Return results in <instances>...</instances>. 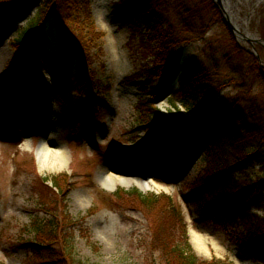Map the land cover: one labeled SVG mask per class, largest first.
Instances as JSON below:
<instances>
[{
  "label": "trees",
  "instance_id": "obj_1",
  "mask_svg": "<svg viewBox=\"0 0 264 264\" xmlns=\"http://www.w3.org/2000/svg\"><path fill=\"white\" fill-rule=\"evenodd\" d=\"M35 7L37 13L11 38L15 61L19 65L40 63L49 69L62 111L83 132L90 131L106 111L95 100L98 98L104 105L110 88L108 83L104 94L93 92L105 65L101 59L103 34L92 19L90 2L0 0V38L14 31ZM116 10L129 24L127 46L137 62V70L126 79L142 80L135 123L145 140L127 166L158 168L165 177L181 176L202 155L205 164L190 182L192 202L198 204L212 225L223 230L227 242L239 254L264 264V204L260 202L264 174L251 175L247 170L264 146V100L257 103L221 99L223 90L232 83L242 86L247 79H258L264 86L258 59L239 46L212 0H120ZM139 15L142 24L138 22ZM52 21L58 34L55 49L50 47L46 34ZM215 24L227 28L226 46L243 56L246 63L243 73L237 76L218 65H206L195 55L184 54L191 42L203 37ZM40 85L37 81V96L43 94ZM20 93L18 79L11 83L0 80L4 113L18 104ZM161 93L169 95L177 116L167 117L156 104ZM183 110L195 118L188 119ZM153 133L157 135L148 138ZM139 161L141 164H137ZM68 178L61 182L56 176L51 180L55 210L46 211L50 214L47 220H32L36 239L24 243L29 254L25 264H35L36 258L40 261L37 264H84L75 259L72 247L75 232L82 229V234L90 237L88 220L84 215L72 216L64 208ZM120 192L149 217L150 247L167 264H219L220 260H200L191 252L182 209L168 196L136 188Z\"/></svg>",
  "mask_w": 264,
  "mask_h": 264
},
{
  "label": "rangeland",
  "instance_id": "obj_2",
  "mask_svg": "<svg viewBox=\"0 0 264 264\" xmlns=\"http://www.w3.org/2000/svg\"><path fill=\"white\" fill-rule=\"evenodd\" d=\"M89 2L95 26L103 34L101 59L105 65L104 71L98 73L93 92L102 95L104 86L110 84L109 93L105 94L106 103L103 105L98 98L95 100L106 111L98 116L99 122L90 131L83 132L62 111L61 104L55 99L49 69L40 63L19 65L15 61L11 38L16 36L19 26L37 13V7L18 23L14 31L0 38V80L18 79L21 87L20 100L10 108L11 112L4 113L0 106V264L26 263L29 254L24 243L36 239L32 220H47L50 214L46 211L55 210L52 207L55 192L50 185L56 176L61 182L64 177H69L64 206L67 213L75 217L84 215L88 220L90 237L82 234V229L75 232L72 247L75 259L84 264H167L150 247L149 217L126 194L119 193L120 189L133 188L143 193L163 194L180 206L191 252L198 259H217L219 264H260L239 254L227 242L223 230L212 225L205 213L197 208L198 204L192 202L190 182L205 164L202 155L197 156L181 176L165 177L158 168L143 170L141 165L127 166L130 158L139 154L145 140L144 133L135 123V104L141 94L142 80L126 79L137 70V62L127 46L129 24L116 10L120 0ZM238 8L239 23L244 26V18L249 19L247 27L251 36L243 30L237 39L232 35L247 53L253 54L252 50H256L264 72V43L248 40L264 39V0L241 1ZM141 17L138 19L140 24L143 23ZM226 31L225 26L215 24L203 37L191 42L184 54L195 55L206 65H218L236 76L243 73L246 63L243 56L232 53L226 46ZM46 34L50 47L55 49L58 34L53 21L49 22ZM37 81L41 82L43 91L40 96L36 93ZM176 85L174 81L173 86ZM233 98L260 103L264 100V86L258 79H247L242 86L232 83L223 90L221 99ZM156 104L167 117L178 115L169 95L159 94ZM183 113L188 119H194L188 112L183 110ZM156 135L153 133L148 138ZM43 142L53 150L65 149L64 163L61 164L53 154L41 161L37 150ZM263 166L264 146L247 170L251 175L264 174ZM107 174L117 178L115 183L103 182ZM260 200L264 204V190ZM42 227L46 232V227ZM191 231L205 237L206 250H196ZM52 256L47 255V258ZM35 260L30 259V262H40Z\"/></svg>",
  "mask_w": 264,
  "mask_h": 264
},
{
  "label": "bare ground",
  "instance_id": "obj_3",
  "mask_svg": "<svg viewBox=\"0 0 264 264\" xmlns=\"http://www.w3.org/2000/svg\"><path fill=\"white\" fill-rule=\"evenodd\" d=\"M242 0H231V2H227L224 0V7L225 9H227V11L230 13V15L232 16L231 19L234 22L235 27L240 31L243 30L245 34L251 36L249 30H248V22L249 19L244 18L243 24L244 26H242L240 22V17H239V2ZM246 1V0H244ZM243 1V2H244ZM5 58V57H4ZM37 154L40 158L41 161H44V159L49 155V154H53L55 157L57 156V158L60 159V163H64L65 159H66V150L63 148H58L56 150H53L48 144L46 143H42L40 145V147L37 150ZM117 178L114 177L111 174H107L103 180V182L105 184L107 183H115V180ZM192 232V240L193 243L195 245V248L198 252L204 251L206 250V246H205V237L201 234L196 233L195 231H191Z\"/></svg>",
  "mask_w": 264,
  "mask_h": 264
},
{
  "label": "water",
  "instance_id": "obj_4",
  "mask_svg": "<svg viewBox=\"0 0 264 264\" xmlns=\"http://www.w3.org/2000/svg\"><path fill=\"white\" fill-rule=\"evenodd\" d=\"M214 2L219 6L220 10L223 13L225 22L231 33L234 34L235 38H239V35H241L240 31L235 27L234 22L231 19L230 13L225 9L224 5L222 4L221 0H214ZM249 36V35H248ZM246 37V36H245ZM248 40L251 41H256V42H261L264 43V39H257V38H248ZM252 53L256 56L258 59L259 63L261 64L260 58L258 53L256 52L255 49L252 50ZM262 65V64H261ZM165 114V112H163Z\"/></svg>",
  "mask_w": 264,
  "mask_h": 264
},
{
  "label": "flooded vegetation",
  "instance_id": "obj_5",
  "mask_svg": "<svg viewBox=\"0 0 264 264\" xmlns=\"http://www.w3.org/2000/svg\"><path fill=\"white\" fill-rule=\"evenodd\" d=\"M244 1V0H243ZM241 3V1L239 2V4Z\"/></svg>",
  "mask_w": 264,
  "mask_h": 264
}]
</instances>
